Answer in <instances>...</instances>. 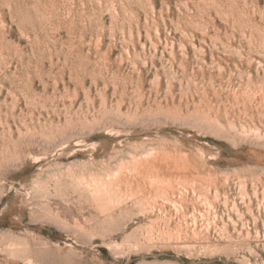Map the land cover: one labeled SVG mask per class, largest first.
Masks as SVG:
<instances>
[{
	"label": "rangeland",
	"instance_id": "1",
	"mask_svg": "<svg viewBox=\"0 0 264 264\" xmlns=\"http://www.w3.org/2000/svg\"><path fill=\"white\" fill-rule=\"evenodd\" d=\"M0 264H264V0H0Z\"/></svg>",
	"mask_w": 264,
	"mask_h": 264
}]
</instances>
